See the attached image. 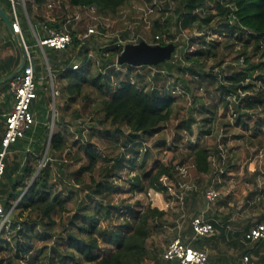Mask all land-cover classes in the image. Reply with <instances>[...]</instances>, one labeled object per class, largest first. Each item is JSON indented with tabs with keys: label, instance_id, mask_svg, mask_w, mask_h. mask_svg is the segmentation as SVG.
Masks as SVG:
<instances>
[{
	"label": "trees",
	"instance_id": "obj_1",
	"mask_svg": "<svg viewBox=\"0 0 264 264\" xmlns=\"http://www.w3.org/2000/svg\"><path fill=\"white\" fill-rule=\"evenodd\" d=\"M54 1H24L30 26L39 39L47 37L49 30L59 31L66 27L65 19L51 21L46 17L45 11L49 5L52 8ZM6 2L11 8L9 0ZM69 3L79 8L94 7L103 15H115L126 0H69ZM175 13L178 33L194 28L201 38L195 47L193 36L190 42H174L176 52L169 61L157 66L116 63L126 45V34L100 45L91 41L93 35L79 40L69 31L72 42L66 49L47 48L49 52L44 51L52 78L54 76L59 85L65 84L59 87V92L67 102L74 104L81 97L89 100L84 91L93 89L97 97L93 106L96 119L87 123L88 128H100L94 135L108 142H117L114 136H122L123 152L103 171L101 178L96 179L91 174L101 158L96 146L81 141L79 148L84 151L86 163L72 170L62 156L67 149L65 136L70 126L80 135L84 129L81 123L67 122L64 116L57 114L53 124L57 130H50L47 101L38 90L40 75L34 69L39 99L31 103L30 111L35 124L9 147L0 181V206L7 216L0 227V257L4 258L2 262L6 259L4 264H22L23 261L26 264H160L155 253L147 249V244L167 213L150 205L143 206L140 201L122 210L108 200L114 192L113 178L122 169L127 154L139 156L141 160L139 175L130 179L131 193L151 189L166 195L169 184L181 175L175 166L155 159L146 168L149 150L147 147L144 152L141 150L146 146L144 140L170 121L179 96L171 89L163 91L164 86L147 87L142 83L144 75L150 79L155 73L153 84L157 80L166 82L167 78L180 83L191 97L190 113L196 105L205 104L201 91L210 93L216 85L213 90L221 97L220 101L214 106H203L201 112L206 114L220 109L221 118H228L235 127L241 128L237 139L242 138L250 144L261 143L264 138V0H183L182 7H177ZM203 13L205 16L201 17L199 14ZM0 24L4 25L1 19ZM31 28L25 24L20 26L25 44ZM66 28L70 30V25ZM151 32L153 45L164 46L174 39L167 25L156 22ZM208 32L215 38H202ZM228 55L234 57L226 63ZM19 61V55L16 63L6 64L5 58L0 60V81L17 70ZM209 61L213 65L206 72L205 65ZM74 65H78L77 70L72 69ZM116 68L121 69L120 73ZM139 68L143 69L136 73ZM121 73L125 74L123 79L119 78ZM9 89V83L0 86V91L6 93L3 104L11 100ZM63 110H69V105ZM207 120L210 121L205 117L203 123ZM1 126L4 132V119ZM188 129L192 135V130ZM111 131L115 133L113 136L109 135ZM204 133L209 135L210 131L198 132L196 141L189 144L191 166L199 176L212 172L211 150L202 144ZM224 144L225 139L220 140L214 149L218 162L222 161L220 148ZM106 160L110 161L107 157L101 161ZM258 174L256 171L254 184ZM211 187L218 190L219 185L212 179L208 182L201 193L206 204L205 193ZM193 218H190V227ZM211 222L219 230L218 225ZM261 223H264V213L251 222L246 231ZM206 240L207 237L192 240L191 236L189 241L183 239V244L202 251Z\"/></svg>",
	"mask_w": 264,
	"mask_h": 264
},
{
	"label": "rangeland",
	"instance_id": "obj_2",
	"mask_svg": "<svg viewBox=\"0 0 264 264\" xmlns=\"http://www.w3.org/2000/svg\"><path fill=\"white\" fill-rule=\"evenodd\" d=\"M30 1L33 2V0ZM182 5L183 0H126V4L119 9L117 14L103 15L98 13L94 7H73L70 5L69 0H55L52 8H48L45 12L46 17L51 21L65 19L66 27L70 25L69 31L74 33L78 38L82 35L89 34L88 38H86L89 39L93 35L91 41L94 44L102 45L113 38L121 39V36L126 34L128 36L127 41H125L126 44H136L141 40L153 45L154 34L151 32V29L154 23L157 22L160 25H167L168 31L171 35H174L173 41L167 44L179 43L181 40L190 42L189 40L193 36L195 40L193 47H195L199 43L201 36L196 34L194 28L184 30L182 34L175 30V22L178 19L175 9L182 7ZM199 15L201 17L205 16L204 13ZM203 37L210 40L214 39L215 35L208 32ZM44 51L49 52L47 48ZM38 57L40 58L38 52L33 54L35 66H38ZM233 57V55H228L225 62L229 63ZM212 65V61L207 62L205 71L209 72ZM142 69L139 68L136 70V73H140ZM43 70L45 71V69ZM116 71L120 73L121 69L116 68ZM154 75L155 73H153L152 77ZM44 77L48 79H46L45 84L51 90L50 100L48 101V109L51 115L53 114L56 117L57 114H61L67 122L72 123L75 121V123H81V127L84 129L80 135L74 127H69L68 134L65 136L67 149L62 154L65 163L71 165L72 170H76L81 164H85L84 151L79 147L82 144L81 141L90 143L96 146L101 160L106 157L110 160L101 161L99 159V162L96 163V171L91 175L96 179H100L103 171L114 164V159L123 152V148L120 145L123 137L114 136V139L117 138L116 140L118 141L108 142L104 138H98L94 135L100 128L89 130L87 123L92 119H96L93 106L97 101V97L92 88H87L84 91L88 93L89 100L81 97L78 98L76 103L71 104L59 92V87L65 84L62 82L59 85L54 80V76L50 79L48 72H44ZM124 77V73L119 75L121 79ZM152 77L147 79V76L144 75L142 83L147 87L164 86L163 91L165 92L171 89L174 95L179 96V99L174 107V113L170 121L164 124L158 133L144 140V145L146 146H143L141 150L144 152V147H147L149 150L146 153L148 158V166L146 168H149L152 164V159H155L159 163H170L175 166L177 172L181 175L176 176L177 182L174 181L171 185L169 184L170 190L166 195L151 189L143 191L142 193H131L130 188L132 184L130 179L139 175L141 160L139 156L127 154L122 169L117 171V174L113 178L114 186L112 189L114 192L108 200L122 210L126 209V205H135L137 201H140L143 206L150 205L151 207L165 210L169 222L167 220H162V222L166 221L169 223V228H165L168 231L171 229V223H177L178 225H182V223L186 224L188 219L193 217L191 212L193 206L198 209L203 207V209H206L201 193H203L206 185L212 179L213 181L221 183L220 192H225L224 199L228 195H237L240 202V209H245L243 214L248 218H253L252 213L247 212V203L245 202L254 190H261L262 194L260 196L258 195L257 199H264V138L261 139L260 144L256 141L250 144L242 138L237 139L236 137L241 134V128L235 127L232 120L221 118L220 109H214V111L206 113L207 116L201 112L200 108L203 106H214L220 101L221 97L213 90V88H216V85L210 93L203 92L204 90L201 91L203 93L202 96L205 97V104L203 106L201 104L196 105L192 109L193 113H190L191 97L180 83H176L170 80V78H167L166 82L157 80V83L153 84ZM203 84L205 83L203 82ZM229 99L233 102L232 97L229 96ZM67 105H69V110L64 111L63 108L65 109ZM205 117L209 118L210 121L207 120L206 123H203ZM227 124L229 127L226 126ZM188 128L192 130V135ZM53 129L54 131L57 130L56 127ZM122 130L125 131V128ZM207 130L210 131V134L207 135L204 133L202 136V144L211 150L212 157L210 161L212 172L207 176H199L195 174L191 166L189 144L196 141L195 136L198 132H205ZM114 134L113 131L109 133L110 136ZM174 139L178 140L174 142L175 144H172ZM223 139H225V144L220 148L222 161L218 162L214 154V149L219 146L220 140ZM73 157H79L80 160H75L76 158L74 159ZM228 163L230 166H228ZM130 167H133V169L129 170ZM256 171H259V174L256 177L258 188L255 189L256 186L253 183V178L255 177ZM163 180L164 183H167L165 178ZM181 185L184 186L180 187ZM99 198L100 196L95 198V202ZM240 209L238 210L239 212ZM6 217L3 216L1 218L0 227ZM156 239L154 241L155 244L164 246L165 243L161 237ZM3 259L0 257V264L6 262V259L2 262L1 260ZM22 264H26V262L23 261Z\"/></svg>",
	"mask_w": 264,
	"mask_h": 264
},
{
	"label": "crops",
	"instance_id": "obj_3",
	"mask_svg": "<svg viewBox=\"0 0 264 264\" xmlns=\"http://www.w3.org/2000/svg\"><path fill=\"white\" fill-rule=\"evenodd\" d=\"M16 1L15 13L19 26L23 24L28 26L25 16V9L23 8L20 0ZM0 8L9 17V19L12 20V9L6 0H0ZM26 40L27 44H25L23 41L24 46L31 49L33 53L38 52V55L40 56V58L38 57L39 59L37 61L38 66H35L34 64V69H36L40 75V77L37 79L38 90L42 93V96H45V100L47 101V119L51 129V127L54 128V115H51L48 109V101L50 100L51 90L45 84L47 78L44 77V72H48L46 71L47 66L44 62L41 52L35 47V38L32 32H30V35L26 38ZM18 55L19 52L15 39L7 30V27L0 24V60L5 58L6 64H11L12 62L16 63ZM43 69H45V71ZM5 94V92L0 91V123H2L4 116L10 111L13 105V96L11 93V100L8 103L3 104V98L5 97ZM37 99L39 98L37 97L35 101H37ZM2 133L3 131L1 126L0 137L2 136ZM255 181L256 183L254 185L256 186V189L258 188L257 179ZM216 184L219 185L217 190L219 193L222 185L217 181ZM261 194V190H254L250 197L246 199V202L244 201L247 203V212H251L253 218H248L243 214L245 209H240V202L237 198V195H228L224 199L223 196L225 195V192L223 191L219 193V197L215 202L210 205L205 203L206 209H203L204 207L198 209L193 206V217L203 216L205 219L213 221L214 224L218 225L219 227V230L215 229V232L212 236L207 237L206 243L202 250L208 255L207 264H264V239L260 242H250L245 238L246 234L248 233L246 231L247 226L257 218L261 217V215L264 213V199H257L258 195L260 196ZM189 207L191 208L190 205ZM194 209L195 211L193 212ZM239 209L240 212L238 211ZM159 210L166 212L163 209ZM196 211H198L199 214H195ZM167 216H165L164 220L168 221L169 218ZM160 223L161 225H159V228L154 231L152 238L148 241L147 249L149 252L153 251L155 253L156 257L159 258L160 264H177V262L174 261H165L163 259V253L168 243L174 238H179L182 243H184L183 239L184 241H189L191 236L192 240L194 239L190 227V218L186 224L182 223V225H178L177 223H171V231L165 230V228H169V223L166 221ZM158 237H161L162 241L165 243L164 246H159L154 243ZM147 264L152 263L149 262Z\"/></svg>",
	"mask_w": 264,
	"mask_h": 264
},
{
	"label": "built area",
	"instance_id": "obj_4",
	"mask_svg": "<svg viewBox=\"0 0 264 264\" xmlns=\"http://www.w3.org/2000/svg\"><path fill=\"white\" fill-rule=\"evenodd\" d=\"M23 8L25 9V0H20ZM12 9V27L15 34L19 35L22 39L21 29L18 23V19L15 13L16 0H9ZM48 8H51L49 5ZM27 24L30 26L27 18ZM31 31L35 38V47L41 52L44 62L47 66V71L50 79L51 73L44 55V48H50L55 50H64L72 42V36L69 30L64 27L62 30H49L48 36L39 39L35 36L32 28ZM89 34L82 35L79 40H84ZM27 54L26 65L21 73L10 82V93L13 96V105L10 111L4 116V132L0 142V181L4 173L5 157L8 154L9 147L17 140L23 138L25 134L31 130L35 124L33 114L30 111L31 103L36 99V82L34 78V60L33 51L28 47H25ZM73 70L78 69V65L72 67ZM53 130V127L50 129ZM219 197V193L213 187L209 188L205 193V199L207 204H212ZM3 209L0 206V219L3 217ZM7 217L4 219L5 223ZM2 224V225H3ZM191 230L193 238H206L214 234L215 228L213 223L205 219L203 216H196L191 220ZM247 241L257 242L264 239V223L258 224L252 228L245 236ZM163 259L165 261H174L177 264H207L208 255L201 250H195L189 245H185L179 238L172 239L166 246Z\"/></svg>",
	"mask_w": 264,
	"mask_h": 264
},
{
	"label": "water",
	"instance_id": "obj_5",
	"mask_svg": "<svg viewBox=\"0 0 264 264\" xmlns=\"http://www.w3.org/2000/svg\"><path fill=\"white\" fill-rule=\"evenodd\" d=\"M0 18L2 19L4 25L7 27L9 33L13 36L16 41L18 52L20 55V61L17 70L11 75L0 81V86L11 82L15 79L23 70L27 61V54L25 51L24 43L19 35L15 34L12 27V21L0 8ZM176 47L173 43L167 45H150L144 41L136 44H126L123 47L122 52L116 59L118 65H130L134 67L143 66H157L165 61H169L175 51Z\"/></svg>",
	"mask_w": 264,
	"mask_h": 264
}]
</instances>
